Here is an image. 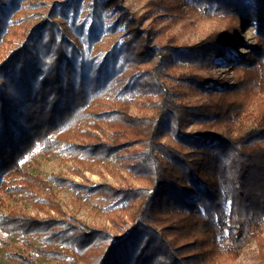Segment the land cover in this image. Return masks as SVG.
Returning <instances> with one entry per match:
<instances>
[{
    "label": "trees",
    "instance_id": "16d2710c",
    "mask_svg": "<svg viewBox=\"0 0 264 264\" xmlns=\"http://www.w3.org/2000/svg\"><path fill=\"white\" fill-rule=\"evenodd\" d=\"M185 1L225 28L157 46L123 0H0V193L50 210L2 222L24 238L21 264H238L252 243L264 264V0H154ZM226 66L233 81L197 73ZM185 88L202 101L183 103ZM39 154L146 186L44 180L23 166ZM63 190L109 202L111 229L63 213Z\"/></svg>",
    "mask_w": 264,
    "mask_h": 264
},
{
    "label": "rangeland",
    "instance_id": "374dc122",
    "mask_svg": "<svg viewBox=\"0 0 264 264\" xmlns=\"http://www.w3.org/2000/svg\"><path fill=\"white\" fill-rule=\"evenodd\" d=\"M62 2L66 0H60ZM124 5L142 19V24L146 27L157 46H165L171 40L178 45H193L205 39L210 33L225 28L226 22L222 19L210 18L205 16L200 10L190 3H183V11L179 12L172 3H167L170 9H164L155 5L154 0H123ZM164 7V6H163ZM240 38L246 45L254 44L255 31L248 25L241 31ZM23 38L20 36L7 43L2 51L15 48ZM245 49H237V52L245 53ZM175 74L187 73V68L181 67L174 69ZM197 73L205 77H211L214 80L226 78L233 81L234 73L229 67H221L210 71L199 70ZM175 91H179L178 82H169ZM183 103L191 106L199 104L202 99L198 94L191 92L188 88L183 91ZM136 106V105H135ZM133 107V112L139 114L137 107ZM153 112L150 111L151 115ZM82 127H85L83 125ZM105 127V126H104ZM200 127L189 126V131L197 132ZM101 137H109L110 131L104 128ZM163 142H169L164 138ZM24 167H28L29 172L39 176L41 179H47L49 175H61L75 183L85 186H96L102 183L111 184L117 187H142L146 186L141 182L134 180L124 169H120L117 164L112 167L118 169L121 175H116L105 168L94 167L92 170L81 166L74 161H66L59 155H53L50 158L39 154L33 158L30 163L23 162ZM42 196V194H38ZM39 198V197H38ZM56 201L60 204L63 213L69 217H74L92 226H104L111 229V223L106 215V206L109 202L100 200L96 197L90 198L87 202L78 201L76 193L71 190L58 192ZM20 208L30 217L44 219L48 216L49 208L44 210L37 209L33 205H25L14 198L4 196L0 193V264H21L22 258H27V250L24 238L20 235L4 232L2 222L11 214ZM58 216L54 211L50 213ZM119 216V215H118ZM127 221V217H123ZM119 237L122 235L119 234ZM33 245L39 247V240L33 241ZM38 264H46L37 262ZM256 245H252L244 250L238 264H257ZM50 264V263H49Z\"/></svg>",
    "mask_w": 264,
    "mask_h": 264
}]
</instances>
